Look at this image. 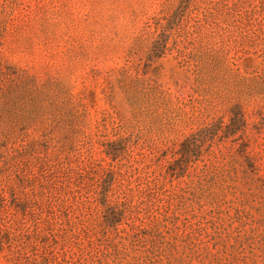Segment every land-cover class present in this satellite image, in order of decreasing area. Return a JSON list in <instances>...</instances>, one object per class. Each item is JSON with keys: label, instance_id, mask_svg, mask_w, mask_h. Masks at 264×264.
Returning a JSON list of instances; mask_svg holds the SVG:
<instances>
[{"label": "rangeland", "instance_id": "obj_1", "mask_svg": "<svg viewBox=\"0 0 264 264\" xmlns=\"http://www.w3.org/2000/svg\"><path fill=\"white\" fill-rule=\"evenodd\" d=\"M0 264H264V0H0Z\"/></svg>", "mask_w": 264, "mask_h": 264}]
</instances>
